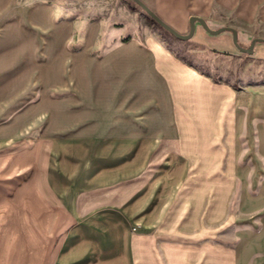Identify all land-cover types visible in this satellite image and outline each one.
<instances>
[{"label": "crops", "instance_id": "0c3cea01", "mask_svg": "<svg viewBox=\"0 0 264 264\" xmlns=\"http://www.w3.org/2000/svg\"><path fill=\"white\" fill-rule=\"evenodd\" d=\"M142 1L0 0V264H264V0Z\"/></svg>", "mask_w": 264, "mask_h": 264}, {"label": "rangeland", "instance_id": "374dc122", "mask_svg": "<svg viewBox=\"0 0 264 264\" xmlns=\"http://www.w3.org/2000/svg\"><path fill=\"white\" fill-rule=\"evenodd\" d=\"M133 4L135 5V8H137L145 17H146V33L149 34V36H153L154 38L158 39L160 42L165 44L170 50L175 51L178 55L184 56V57H191V51H189V47H191L192 43L189 42V40H183L178 37H176L174 34L166 30L164 27H162L158 22H156L139 4H137L134 0H131ZM192 47H194L192 45ZM193 61V60H192ZM199 69L202 71H205L207 73H213L216 76L219 75V69L225 70L227 68L232 69V67L229 65V62L227 61H213L210 60V58H206L205 61H201L200 64H198ZM215 67V68H214ZM257 70L259 72H264V65L261 63L257 64ZM215 76V77H216ZM184 196V195H183ZM182 196V197H183ZM185 197H183L182 201H184ZM230 200V196L227 195V204Z\"/></svg>", "mask_w": 264, "mask_h": 264}, {"label": "water", "instance_id": "95a60500", "mask_svg": "<svg viewBox=\"0 0 264 264\" xmlns=\"http://www.w3.org/2000/svg\"><path fill=\"white\" fill-rule=\"evenodd\" d=\"M137 4H139L156 22H158L162 27H164L166 30L174 34L176 37L183 39V40H189L193 37L195 33V23L196 21H200L203 25V27L211 34H219L224 30V28L219 29H212L205 20L198 18L196 16H192L190 18V31L186 34L179 32L175 28H173L171 25L166 23L164 20H162L153 10H151L142 0H134ZM237 32L234 30V40L237 42ZM257 40H254L252 45Z\"/></svg>", "mask_w": 264, "mask_h": 264}, {"label": "trees", "instance_id": "16d2710c", "mask_svg": "<svg viewBox=\"0 0 264 264\" xmlns=\"http://www.w3.org/2000/svg\"><path fill=\"white\" fill-rule=\"evenodd\" d=\"M259 40V39H258Z\"/></svg>", "mask_w": 264, "mask_h": 264}]
</instances>
